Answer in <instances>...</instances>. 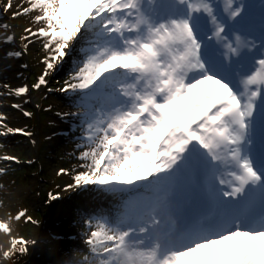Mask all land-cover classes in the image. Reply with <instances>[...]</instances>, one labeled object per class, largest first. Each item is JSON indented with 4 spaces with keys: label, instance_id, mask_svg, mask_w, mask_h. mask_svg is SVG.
<instances>
[{
    "label": "snow or ice",
    "instance_id": "snow-or-ice-1",
    "mask_svg": "<svg viewBox=\"0 0 264 264\" xmlns=\"http://www.w3.org/2000/svg\"><path fill=\"white\" fill-rule=\"evenodd\" d=\"M27 3L13 18L36 12L33 22L42 25L21 36L25 51L32 37L43 38L45 67L34 89L47 85L74 41L88 44L58 89L80 94L83 118L84 171L64 191L95 186L127 196L115 220L85 221L88 254L78 264H264V11L257 45L249 6L237 0L222 8L216 0ZM5 121L0 115V136L32 135ZM0 161L20 162L7 154ZM188 175L203 177L213 207L194 223L177 199ZM59 198L49 193L50 201ZM22 219L39 223L26 210L0 219L7 237L0 262L15 264L37 243L14 234Z\"/></svg>",
    "mask_w": 264,
    "mask_h": 264
},
{
    "label": "rangeland",
    "instance_id": "rangeland-1",
    "mask_svg": "<svg viewBox=\"0 0 264 264\" xmlns=\"http://www.w3.org/2000/svg\"><path fill=\"white\" fill-rule=\"evenodd\" d=\"M2 2L4 7L7 0H2ZM21 6L28 7L27 0H13L12 8L7 12L3 10V13L0 14L5 21L7 19L6 25L9 27L5 31L8 35L14 36L13 52H21L17 58L23 64L21 73L24 83L29 87L28 95L30 97L29 102L23 106L22 110L23 113L30 112L31 116L26 117L24 114L20 116L11 111L13 110L11 105L13 101H6L4 94L16 87L8 78L3 80V85L0 86V94H3L0 96V115L6 117L5 123L7 124L13 118L16 121H21L18 128L30 132L32 135L20 134L14 138L17 148L10 144L6 145L8 141H4L5 136H0V155L16 156L20 161L19 163L0 161V169L5 170L4 174L0 175V180L11 182L9 185H0L2 186L0 187V219H7L9 213L14 216L17 212L26 210L28 216L39 222L33 225L24 223L22 219L20 222L13 223L15 235L37 241L35 245L28 247L27 254L17 255L13 258L15 264H78L82 261L83 256L88 254L87 245L84 243L88 231L85 221L91 219L95 222V220L103 218L115 220L123 211V205L117 207L118 204H116L111 207L110 199L115 195L101 190L92 191V196L86 201L87 204H91L89 209L86 208L87 204H83L81 207L82 203L68 200V191H64L66 187L64 184L71 182L72 177L81 172L80 170L75 171V168L82 163L78 157L83 150L80 145L84 143L83 118L82 109L77 107L80 94L70 91L63 92L58 89L64 87L65 81L69 80L78 67L67 66L66 69L59 70L57 67L60 62H58L46 77L47 85L42 86L39 90L33 88L45 67L41 63L46 55L43 50V38L32 37V43L28 44L25 51L23 45L28 41H21V36L27 34L24 31L26 28L35 30L42 25L33 22L36 12L14 19L13 13L21 10ZM65 61L67 60L64 59L61 62ZM13 97L17 96L13 94ZM17 117L19 118L16 119ZM9 143L13 144L11 141ZM61 169L67 170L68 174L58 175L57 173ZM23 189L29 192L25 197L20 194L21 201L24 203L17 204L12 196L14 195L13 191L18 192ZM38 193L42 206L39 209H34L30 205L31 198ZM49 193L59 194L60 201H50ZM100 198L104 200L99 201ZM69 209H75L78 212H72L70 216H67ZM84 211L89 215H86ZM73 229L83 238L75 244L66 245L63 243L62 246L58 243L48 244L43 235L44 232L46 234L49 232V234L52 233L49 237H52L56 232L60 233L63 230L66 235ZM65 239L67 238L64 236L63 240ZM6 241L7 237L0 234V244L7 247ZM0 264H13V262H0Z\"/></svg>",
    "mask_w": 264,
    "mask_h": 264
},
{
    "label": "bare ground",
    "instance_id": "bare-ground-1",
    "mask_svg": "<svg viewBox=\"0 0 264 264\" xmlns=\"http://www.w3.org/2000/svg\"><path fill=\"white\" fill-rule=\"evenodd\" d=\"M2 5V6H1ZM0 13H3V2L1 0V4H0ZM2 8V9H1ZM7 22V19L5 21L4 18H2V15L0 14V25H5ZM5 35H8V33L0 28V86L3 85V80L5 79H11V82L14 84V86L16 88H19V87H24V86H27L24 82V77H23V74L21 73V70H23V64L22 62H20V60L17 58V57H14V56H9L8 54L10 52H13V44H15V42H11V43H8V42H5L4 41V36ZM88 46L87 44V41L85 39H81V38H78L76 41L73 42V44L71 45L70 49L67 50L68 51V55L65 57V59L67 61H65L64 63L63 62H60L59 65H58V69L59 70H63L65 67L67 68V66H75V67H79L84 59V51L83 49H85L86 47ZM65 68V69H66ZM27 88L29 89V87L27 86ZM29 92V91H28ZM29 93L23 95V96H20V97H16L14 98L13 95H9V91H7L4 95L6 97V101H13L12 102V107L14 104H18L20 107L19 108H14L13 107V112H16L17 115H23V106L26 105V103L29 102ZM3 94L1 93L0 96H2ZM19 116V117H20ZM19 117H17L16 119H18ZM23 120V118H22ZM21 121H16L15 118H13L11 121L9 120L8 122V127H11L13 129H19L18 126L21 125ZM20 135L19 133H16V134H9L7 136H5V140L4 141H8L6 143V145L9 146L12 145V146H15L17 142H15L14 138H17V136ZM9 141H11L13 144L9 143ZM24 145V143H23ZM11 146V148H12ZM15 148H17L15 146ZM17 154V152H16ZM28 168H30V166H28ZM27 169V168H26ZM75 171H84L80 165H77ZM185 180H187V184L182 186L178 191L177 193H182V190H184L187 186H188V182L190 181H193V175H188L184 178ZM7 182V183H6ZM28 182V181H27ZM9 183H11L9 180H0V185L3 184V185H9ZM29 183L31 184V181H29ZM73 183V180L71 182H68L66 184H64V186H67L69 184ZM25 185V183H23ZM17 186V185H16ZM56 189V188H55ZM99 191L100 189L96 188L95 186H88L87 188H80L78 190H69L67 192V198L68 200H71V201H75V202H78V203H82V205L80 204L81 207H83V204H87V200L88 198H90L92 196V191ZM29 191L28 190H19L18 192L16 191H13V198H14V201L19 204L23 201H21V196L20 194L22 195V197H25V195L28 193ZM99 195V194H98ZM97 195V196H98ZM41 196V194H40ZM99 198V197H97ZM112 199H110V206L112 207V205H116L118 204L117 207H120L121 204L123 205L124 203V200L127 199V196H120V195H115L114 197H111ZM104 199L103 198H100L99 201H103ZM31 207L34 208V209H39L40 206H42L41 204V200L39 198V193L34 195L32 198H31ZM58 201H60L58 199ZM98 201V199H97ZM24 203V202H23ZM109 204V203H108ZM91 204H87L86 205V208H90ZM114 207V206H113ZM70 212V213H69ZM72 212H78L77 210L75 209H69L68 212H67V216H70ZM84 213L86 215H89L87 214V212L84 211ZM62 222V221H61ZM62 225H65V224H62ZM57 227H60V225H57ZM69 227V226H68ZM43 229V228H42ZM48 230V229H46ZM74 230V229H73ZM70 230V232L66 235H64V230L60 233L59 232H56L54 234V236L52 237H49L50 235H52V233L49 234H46L43 230L42 232L43 235H44V238L47 239V243L50 244V243H58L60 246L63 245V243H65L66 245L67 244H75L77 243L78 241L82 240L83 238L80 237V235L74 230ZM64 236L67 238L65 240H63ZM51 241V242H50Z\"/></svg>",
    "mask_w": 264,
    "mask_h": 264
}]
</instances>
